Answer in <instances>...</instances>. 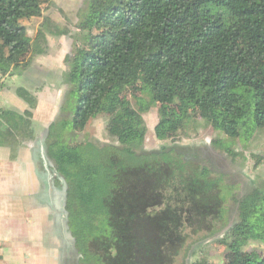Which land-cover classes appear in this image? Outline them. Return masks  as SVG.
I'll list each match as a JSON object with an SVG mask.
<instances>
[{"label": "trees", "instance_id": "obj_1", "mask_svg": "<svg viewBox=\"0 0 264 264\" xmlns=\"http://www.w3.org/2000/svg\"><path fill=\"white\" fill-rule=\"evenodd\" d=\"M52 2L0 0L1 75L27 69L48 36L68 33L45 16L32 42L17 40L22 21L43 17ZM77 27L64 118L50 123L39 157L66 192L80 264H173L186 231L227 227L233 187L193 155L146 150L144 115L157 109L159 140L200 118L218 133L217 147L244 160L235 140L264 130V0H86ZM18 95L27 108H0V145L35 138L38 98L24 88ZM110 112L119 144L89 139L91 119ZM237 203L238 222L218 240L234 255L224 264H264V253L245 250L251 240L264 244V180Z\"/></svg>", "mask_w": 264, "mask_h": 264}, {"label": "rangeland", "instance_id": "obj_2", "mask_svg": "<svg viewBox=\"0 0 264 264\" xmlns=\"http://www.w3.org/2000/svg\"><path fill=\"white\" fill-rule=\"evenodd\" d=\"M85 1L53 0L52 4L45 8L43 17L23 20L24 31L17 36V40L22 43L33 41L45 16L62 23L68 29V33L58 37L48 36L46 53L36 56L27 69L20 70L14 75L0 74V106L4 105V108H7L5 106L14 108L21 106L23 99L18 95V90L21 88L29 90L38 97L39 107L34 112V118L41 142L36 143L37 150L42 147L50 123L64 118L61 106L68 92V87L63 81V74L66 70L65 57L73 54L74 37L79 33L77 27L79 13ZM127 95L131 103L134 104L131 94ZM195 111H199V109L197 108ZM113 114L114 112L102 113L91 119L87 127L89 139L100 143L119 144L117 138L108 131V122ZM144 119L148 126L144 145L146 150H160L163 147H168L188 156L193 155L198 161L208 164L216 172L223 174L227 183L233 187V196L226 198L227 227L215 234L206 231H186L185 244L175 255L173 264H191L196 260H205L209 264H224L233 259L234 255L218 240L239 220L237 199L249 193L259 181L264 180V160H260V158L264 159V130L258 131L248 143H244L240 139L235 140L236 151L242 152L245 156V159L241 160L234 159L215 145L214 139L218 137V133L200 118L195 127L192 125L189 130L168 140H159L155 135L154 128L158 122L156 108L146 113ZM44 177L39 176L40 196L46 197L43 183L50 181L53 189L48 190V196L54 197V208L60 213H64L66 209L65 193L55 185L56 180ZM50 190H52V194H50ZM61 234L63 237L67 236V232L64 230L61 231ZM245 250L263 254L264 244L257 240H251Z\"/></svg>", "mask_w": 264, "mask_h": 264}, {"label": "crops", "instance_id": "obj_3", "mask_svg": "<svg viewBox=\"0 0 264 264\" xmlns=\"http://www.w3.org/2000/svg\"><path fill=\"white\" fill-rule=\"evenodd\" d=\"M21 104L5 107L23 112L27 103L21 100ZM34 117L35 113L33 140L24 146L0 145V264H80V254L71 242L67 211L56 210L54 197L48 196V190L53 189L50 181L43 183L46 197L39 194V176L55 179L40 161L43 148L37 150L41 137Z\"/></svg>", "mask_w": 264, "mask_h": 264}, {"label": "flooded vegetation", "instance_id": "obj_4", "mask_svg": "<svg viewBox=\"0 0 264 264\" xmlns=\"http://www.w3.org/2000/svg\"><path fill=\"white\" fill-rule=\"evenodd\" d=\"M73 240H75V239H73V236H71V242H72V246H74L75 247V249H76V246H75V241H73Z\"/></svg>", "mask_w": 264, "mask_h": 264}, {"label": "water", "instance_id": "obj_5", "mask_svg": "<svg viewBox=\"0 0 264 264\" xmlns=\"http://www.w3.org/2000/svg\"><path fill=\"white\" fill-rule=\"evenodd\" d=\"M74 239V238H73ZM73 241H75V240H73Z\"/></svg>", "mask_w": 264, "mask_h": 264}]
</instances>
